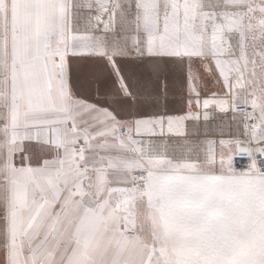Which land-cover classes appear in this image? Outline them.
Listing matches in <instances>:
<instances>
[{
	"label": "snow or ice",
	"instance_id": "6c2138e0",
	"mask_svg": "<svg viewBox=\"0 0 264 264\" xmlns=\"http://www.w3.org/2000/svg\"><path fill=\"white\" fill-rule=\"evenodd\" d=\"M0 264H264V0H0Z\"/></svg>",
	"mask_w": 264,
	"mask_h": 264
}]
</instances>
